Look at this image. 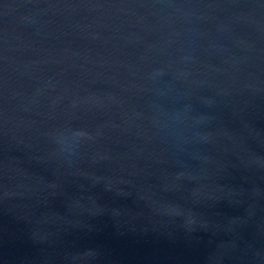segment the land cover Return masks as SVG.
<instances>
[{
	"label": "water",
	"instance_id": "obj_1",
	"mask_svg": "<svg viewBox=\"0 0 264 264\" xmlns=\"http://www.w3.org/2000/svg\"><path fill=\"white\" fill-rule=\"evenodd\" d=\"M0 264H264V0H0Z\"/></svg>",
	"mask_w": 264,
	"mask_h": 264
}]
</instances>
